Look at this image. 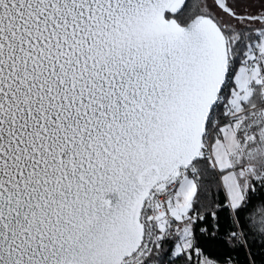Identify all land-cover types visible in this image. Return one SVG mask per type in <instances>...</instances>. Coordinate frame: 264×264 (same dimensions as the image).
<instances>
[{
  "label": "snow or ice",
  "instance_id": "snow-or-ice-1",
  "mask_svg": "<svg viewBox=\"0 0 264 264\" xmlns=\"http://www.w3.org/2000/svg\"><path fill=\"white\" fill-rule=\"evenodd\" d=\"M186 8L0 0V264H151L175 222L191 258L200 160L232 209L264 181V13Z\"/></svg>",
  "mask_w": 264,
  "mask_h": 264
},
{
  "label": "trees",
  "instance_id": "trees-1",
  "mask_svg": "<svg viewBox=\"0 0 264 264\" xmlns=\"http://www.w3.org/2000/svg\"><path fill=\"white\" fill-rule=\"evenodd\" d=\"M200 1L187 0L186 13L190 11L198 14L201 10ZM214 18L243 34L258 35L254 27L239 28ZM248 42L242 35L241 48ZM223 112L222 107L219 117L224 116ZM198 167L202 175L201 191L195 211L190 213L194 216V249L198 248L204 258L207 257L216 264H264V237L261 236V228L264 226L261 223L264 220V181H252L245 202L239 209H232L221 186L219 171L213 169L210 162L203 158ZM233 233L246 235L233 238ZM175 243L176 236L166 237L161 242V248L154 253L151 264H198L200 254L194 250L191 251V258L188 253L174 255Z\"/></svg>",
  "mask_w": 264,
  "mask_h": 264
},
{
  "label": "rangeland",
  "instance_id": "rangeland-1",
  "mask_svg": "<svg viewBox=\"0 0 264 264\" xmlns=\"http://www.w3.org/2000/svg\"><path fill=\"white\" fill-rule=\"evenodd\" d=\"M227 3L229 5V7H231L233 9V11L236 13L235 17L224 12L223 9L219 8V6L215 2V0H201L200 1V7H201V9H204L207 13H210L214 17L220 19V21L223 23L226 22L232 26L239 27V28L244 27V26H251V27H254L256 29L255 32L258 33L257 30L261 26V22H243L242 23L239 18L251 16V15H259L261 13H264V0H227ZM224 112H225V110H224ZM224 112H223V114H224ZM224 116H225V114H224ZM220 118H222V117L218 116V119H220ZM228 121H229V117H227L224 121H221L220 125L223 126L225 123H228ZM211 143H214V136H213ZM216 169L219 171L218 175H219L220 183H221V186H222L224 193L226 194V197H227V192H226V189L223 185L222 178H221L222 173L220 172V170L218 168H216ZM254 180L255 179H253L252 181H254ZM257 181H260V180H257ZM227 201L229 204L228 197H227ZM182 226L183 225L181 224L180 227H182ZM181 242L182 241L180 240L179 235H178L176 238L175 246Z\"/></svg>",
  "mask_w": 264,
  "mask_h": 264
},
{
  "label": "built area",
  "instance_id": "built-area-1",
  "mask_svg": "<svg viewBox=\"0 0 264 264\" xmlns=\"http://www.w3.org/2000/svg\"><path fill=\"white\" fill-rule=\"evenodd\" d=\"M228 116H223L222 118H220L219 119V121L221 122V121H224L226 118H227ZM215 134L213 133V136H214ZM212 139L213 138H211L210 140H209V143H211L212 142ZM206 152H207V150H206ZM182 224V222H175V224H174V227H173V229L171 230L172 231V235L171 236H169L168 238H171V237H174L175 236V234H176V231H175V229H176V227L177 226H180ZM204 259V257L200 254L199 255V261H201V260H203Z\"/></svg>",
  "mask_w": 264,
  "mask_h": 264
},
{
  "label": "crops",
  "instance_id": "crops-1",
  "mask_svg": "<svg viewBox=\"0 0 264 264\" xmlns=\"http://www.w3.org/2000/svg\"><path fill=\"white\" fill-rule=\"evenodd\" d=\"M190 215H191V214H190ZM192 216H193V215H192ZM193 217H194V216H193ZM178 235H179V234H177V233L175 234L176 238H177ZM173 251H175V247H174V250H173Z\"/></svg>",
  "mask_w": 264,
  "mask_h": 264
},
{
  "label": "water",
  "instance_id": "water-1",
  "mask_svg": "<svg viewBox=\"0 0 264 264\" xmlns=\"http://www.w3.org/2000/svg\"><path fill=\"white\" fill-rule=\"evenodd\" d=\"M187 1V0H186ZM216 1V0H215ZM217 3V2H216ZM218 4V3H217Z\"/></svg>",
  "mask_w": 264,
  "mask_h": 264
},
{
  "label": "flooded vegetation",
  "instance_id": "flooded-vegetation-1",
  "mask_svg": "<svg viewBox=\"0 0 264 264\" xmlns=\"http://www.w3.org/2000/svg\"><path fill=\"white\" fill-rule=\"evenodd\" d=\"M216 2V1H215Z\"/></svg>",
  "mask_w": 264,
  "mask_h": 264
}]
</instances>
